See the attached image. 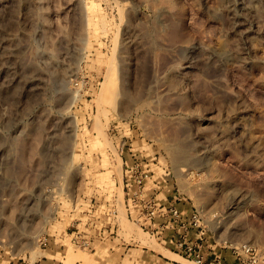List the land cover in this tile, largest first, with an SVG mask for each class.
I'll list each match as a JSON object with an SVG mask.
<instances>
[{
	"label": "rangeland",
	"instance_id": "374dc122",
	"mask_svg": "<svg viewBox=\"0 0 264 264\" xmlns=\"http://www.w3.org/2000/svg\"><path fill=\"white\" fill-rule=\"evenodd\" d=\"M136 164L264 250V0H0V264H201L139 227Z\"/></svg>",
	"mask_w": 264,
	"mask_h": 264
},
{
	"label": "built area",
	"instance_id": "2783aa9c",
	"mask_svg": "<svg viewBox=\"0 0 264 264\" xmlns=\"http://www.w3.org/2000/svg\"><path fill=\"white\" fill-rule=\"evenodd\" d=\"M151 171L144 165L130 166L123 180L128 202H132L137 211L136 221L142 230L155 237L162 245L176 250L187 259L205 264L211 258L213 264H231L225 254L215 250H225L238 264H264V250L253 243L237 241L228 237L214 238L201 211H186L176 196L171 199L162 194L163 184L160 179H151ZM151 181V185L148 182ZM159 197V195H161ZM43 238L41 243H45ZM166 243V244H165ZM79 245L88 246L89 242L82 238ZM223 253V252H222Z\"/></svg>",
	"mask_w": 264,
	"mask_h": 264
},
{
	"label": "bare ground",
	"instance_id": "6f19581e",
	"mask_svg": "<svg viewBox=\"0 0 264 264\" xmlns=\"http://www.w3.org/2000/svg\"><path fill=\"white\" fill-rule=\"evenodd\" d=\"M108 70H107V73H106V75H105V78H104V80L102 81V84L104 85V84H106V83H108V81H109V79H110V75H111V64H109L108 66ZM122 82H123V80H122ZM121 84V83H120ZM107 86V85H106ZM115 96H117V97H119V100H117V102H131L132 101V99H131V96H130V94H129V92L127 91V89H126V86H125V84L124 83H122L121 84V86L118 88V91H116V93H115ZM116 98V97H115ZM133 98V97H132ZM117 99V98H116ZM116 99H114L115 101H116ZM113 100V101H114ZM118 104V103H117ZM119 104H121V103H119ZM126 104V103H125ZM124 104V105H125ZM128 104V103H127ZM122 105V104H121ZM169 253H171V252H169ZM166 255H167V252H166ZM165 255V256H166ZM169 256L171 255V254H168ZM168 257V256H167Z\"/></svg>",
	"mask_w": 264,
	"mask_h": 264
}]
</instances>
